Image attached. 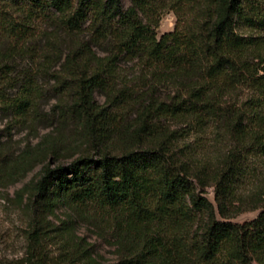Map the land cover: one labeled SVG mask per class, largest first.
<instances>
[{
  "label": "trees",
  "instance_id": "trees-1",
  "mask_svg": "<svg viewBox=\"0 0 264 264\" xmlns=\"http://www.w3.org/2000/svg\"><path fill=\"white\" fill-rule=\"evenodd\" d=\"M130 3L0 0V105L28 120L48 75L59 120L87 140L43 166L34 215L61 200L115 234L117 264H264V0ZM167 11L177 25L159 37ZM24 57L36 71L14 76ZM34 222L30 257L0 264H42L50 230Z\"/></svg>",
  "mask_w": 264,
  "mask_h": 264
},
{
  "label": "rangeland",
  "instance_id": "rangeland-1",
  "mask_svg": "<svg viewBox=\"0 0 264 264\" xmlns=\"http://www.w3.org/2000/svg\"><path fill=\"white\" fill-rule=\"evenodd\" d=\"M124 3L126 7L131 4L130 0H124ZM176 21L174 11L164 12L157 29L159 37L173 32ZM31 60L18 59L12 66L18 69L14 76L24 71H36ZM136 75L134 68L123 67L126 81L134 80ZM36 82L42 88L43 96L37 103L36 113L28 120L20 119L14 110L0 105V260L17 261L30 257L29 252L33 250L30 234L35 229V219L50 230L34 253L35 261L41 255L42 264H117L121 249L117 247L115 234L61 200H56L51 209L34 215L29 186L39 177L43 166L50 162L69 165L87 149V140L82 137L78 126L70 120L62 122L58 118L55 106L58 92L54 81H50L48 75H41ZM16 91H10L9 96H15ZM96 100L100 104L105 101L100 95ZM205 141L211 142L212 139L205 137ZM209 192V198L213 200L212 190ZM246 206L250 203L242 208ZM259 212H243L232 221H252ZM57 228L59 233L54 231ZM51 238L53 242L60 240L68 244L76 255L74 262L63 260L59 246H52Z\"/></svg>",
  "mask_w": 264,
  "mask_h": 264
}]
</instances>
